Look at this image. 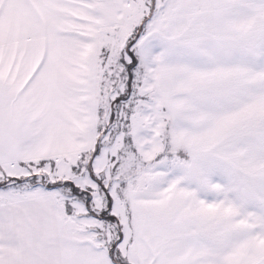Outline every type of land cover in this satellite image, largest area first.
I'll use <instances>...</instances> for the list:
<instances>
[{
	"label": "snow or ice",
	"instance_id": "6c2138e0",
	"mask_svg": "<svg viewBox=\"0 0 264 264\" xmlns=\"http://www.w3.org/2000/svg\"><path fill=\"white\" fill-rule=\"evenodd\" d=\"M0 264H264V0H0Z\"/></svg>",
	"mask_w": 264,
	"mask_h": 264
}]
</instances>
